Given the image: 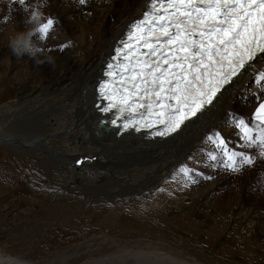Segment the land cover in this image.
<instances>
[{
	"label": "rangeland",
	"instance_id": "374dc122",
	"mask_svg": "<svg viewBox=\"0 0 264 264\" xmlns=\"http://www.w3.org/2000/svg\"><path fill=\"white\" fill-rule=\"evenodd\" d=\"M45 16V22L53 19L51 13ZM4 67L0 62V72ZM12 78L0 79V129L7 132L26 129L29 101L37 100L30 87L39 81L18 85ZM58 113L38 122L37 134L48 136L54 151L92 156L93 150L83 154L58 135ZM115 173L120 182L62 168L45 151L1 142L0 250L28 264H120L118 255L138 250L189 264H264V219L257 221L263 208L247 210L245 200L223 206L209 186L196 196L192 186L203 181L195 178L193 185L179 173L150 188L138 187L144 172Z\"/></svg>",
	"mask_w": 264,
	"mask_h": 264
},
{
	"label": "bare ground",
	"instance_id": "6f19581e",
	"mask_svg": "<svg viewBox=\"0 0 264 264\" xmlns=\"http://www.w3.org/2000/svg\"><path fill=\"white\" fill-rule=\"evenodd\" d=\"M32 2L34 0H29V3ZM44 3L45 8L47 7L43 8L44 13L53 14L55 23L47 38L41 40L37 36L35 39L55 57L54 64H37L28 56L13 55L8 47V37L13 29L23 30L28 26V13L18 9V6H15V11L8 8L0 11V62L5 66L0 72V79L13 76L14 83L21 85L39 77L36 85L30 87L37 100L29 101L33 103V109L29 110V124L25 130L15 132L0 129V144H22L25 148L45 151L51 160L65 169L70 166L77 168L75 163L81 156H98L97 161L85 164L81 170L119 182V178L115 177L116 171L123 170L130 175L133 172H144L138 186L144 188L161 183L173 173L182 175L180 169L187 165L195 169L192 173L194 178L203 181L198 185H191L196 196L201 194L203 186H209L217 192V199L223 206L228 207L235 201L245 200L247 210L255 206L264 210V164L258 161L255 167L245 166L238 174L228 169L215 173L211 168L216 161H211L208 157L210 152L217 156L221 154L208 140L214 132L221 133L228 141L238 142V150H245L240 148L242 141L237 135L238 130L234 127L232 118L235 115L250 119L254 107L260 98H264V82L257 83L259 75L264 73V56L259 57L230 87L223 90L207 111L186 123L173 137L155 141L133 135L119 138L116 131L105 132L99 127L103 119L111 120L112 117L102 118L95 110V91H98L104 64L117 41L147 11L151 0H86L84 5L79 0H44ZM9 16L12 17L11 20L8 19ZM90 36L92 41H89ZM75 55L77 59L73 62ZM21 66H25L26 71ZM43 73L45 77L42 76ZM55 110L60 113L57 115V124H61L58 135L63 134L71 139L72 145L79 152L90 153L93 150L92 156L78 153L64 155L48 147V136L37 134L36 124ZM28 130L31 132L28 133ZM96 131L99 136L95 134ZM247 151L254 155L259 150ZM263 219L264 215L260 213L257 221L261 222ZM138 251L133 255L121 253L123 255H118L116 260L120 264H189L166 254ZM103 261L95 264H104ZM115 262L110 264H116Z\"/></svg>",
	"mask_w": 264,
	"mask_h": 264
},
{
	"label": "snow or ice",
	"instance_id": "6c2138e0",
	"mask_svg": "<svg viewBox=\"0 0 264 264\" xmlns=\"http://www.w3.org/2000/svg\"><path fill=\"white\" fill-rule=\"evenodd\" d=\"M54 23L49 18L41 25L43 38ZM260 56H264V0H151L107 63L96 107L105 114L114 112L111 123L125 131L149 129L155 136H170ZM261 82L264 73L257 78ZM232 123L245 150L230 147L219 132L208 137L224 157V168L238 174L245 166L264 164V103L250 119L233 115ZM247 149L259 151L253 155ZM208 157L218 160L212 152ZM180 172L188 182L197 183L194 168L185 165Z\"/></svg>",
	"mask_w": 264,
	"mask_h": 264
},
{
	"label": "clouds",
	"instance_id": "9594fccd",
	"mask_svg": "<svg viewBox=\"0 0 264 264\" xmlns=\"http://www.w3.org/2000/svg\"><path fill=\"white\" fill-rule=\"evenodd\" d=\"M15 6H18L19 9H23L24 12L29 15L26 21L28 26L23 30L13 29L8 37V47L12 54L17 57L28 56L34 59L37 64H54L55 57L50 54V51L42 48L35 39L37 36H39L41 40L45 39L40 31L41 25L45 23L43 8L46 5L44 0H34L32 3H29V0H24L23 4L20 3V0H0V11H3L4 8L15 11L17 10ZM8 19L10 20L11 16H9ZM93 162L87 161L84 165ZM0 264H27V262L0 250Z\"/></svg>",
	"mask_w": 264,
	"mask_h": 264
},
{
	"label": "water",
	"instance_id": "95a60500",
	"mask_svg": "<svg viewBox=\"0 0 264 264\" xmlns=\"http://www.w3.org/2000/svg\"><path fill=\"white\" fill-rule=\"evenodd\" d=\"M99 127L102 128L105 132H110V129L107 127V125L105 123H99ZM97 136H99V132L96 131L95 133Z\"/></svg>",
	"mask_w": 264,
	"mask_h": 264
}]
</instances>
